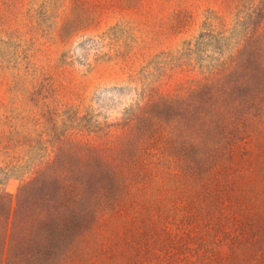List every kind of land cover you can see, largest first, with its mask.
<instances>
[{
  "label": "rangeland",
  "instance_id": "rangeland-1",
  "mask_svg": "<svg viewBox=\"0 0 264 264\" xmlns=\"http://www.w3.org/2000/svg\"><path fill=\"white\" fill-rule=\"evenodd\" d=\"M9 208L1 264H264V0H0Z\"/></svg>",
  "mask_w": 264,
  "mask_h": 264
},
{
  "label": "trees",
  "instance_id": "trees-1",
  "mask_svg": "<svg viewBox=\"0 0 264 264\" xmlns=\"http://www.w3.org/2000/svg\"><path fill=\"white\" fill-rule=\"evenodd\" d=\"M233 151H230L229 155H228V164H230V161L233 160L234 155H233ZM223 162L221 160H216L214 161L212 164L209 165V167H207L204 172H201V167H195L194 169H191L189 171V177L193 178L195 177V179L199 178L200 176H202L201 174H203V178L202 181H206L207 184H209V186L207 185L206 187L208 188L206 191L207 196L211 195L214 196L216 201L221 202L224 198L223 196H228L230 195V191L233 189V183H232V187L230 188V186H228L223 192H220L218 189L221 188V186L224 184L225 186L228 184V181H224L225 178H223L224 176L227 175V170H228V165H224L222 164ZM182 174V173H181ZM205 187V186H203ZM227 199H225L226 201ZM222 204V202H221ZM66 206L65 203L60 205L59 207L55 208L57 211H55V214L52 215V217H54V223L55 225L52 223L53 225V230L50 233H55L57 230L61 231L62 233H66L67 232V225L65 224L66 221L64 219V215L63 213L66 212ZM62 209L63 212H58V210ZM17 213L16 211L14 212V214L12 215V211L9 208L8 212H7V216L5 219V224L3 226L0 227V241L2 243V250H1V262L4 258V256L8 253V245H10L11 243H16L17 241L21 242V241H26L29 243H34V239L36 238L35 236V229L34 228H30V229H19L18 228V224L16 222V217H17ZM50 235V234H49ZM28 236V239H27ZM53 236V235H52ZM242 237H244V234L242 233L241 235ZM50 237V236H49ZM45 238L42 239L41 242L36 243L37 246H42L45 244L50 243V238ZM52 241V240H51ZM0 262V264H1Z\"/></svg>",
  "mask_w": 264,
  "mask_h": 264
}]
</instances>
